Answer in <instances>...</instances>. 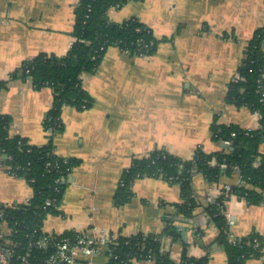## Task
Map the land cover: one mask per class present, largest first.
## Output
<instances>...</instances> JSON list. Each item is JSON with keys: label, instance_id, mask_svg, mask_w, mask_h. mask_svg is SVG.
<instances>
[{"label": "crops", "instance_id": "crops-1", "mask_svg": "<svg viewBox=\"0 0 264 264\" xmlns=\"http://www.w3.org/2000/svg\"><path fill=\"white\" fill-rule=\"evenodd\" d=\"M79 1L0 0V81L40 54L66 55L74 43ZM138 3L149 13L139 15L126 3V7L110 8L109 20L120 24L135 18L155 38L165 40L150 56L109 48L97 71L81 77L93 105L83 111L64 107L63 131L53 138L55 155L80 164L66 178L61 218L50 217L42 229L56 234L97 228L123 237L161 235L162 251L173 261L181 258L186 243L188 256H207V264H227L219 231L202 211L225 184L236 180L223 178L208 185L203 176L194 175L192 187L199 206L193 219L177 214L182 202L179 187L161 178L135 180L133 197L122 207L114 206L113 196L132 159L161 150L191 160L197 149L207 154L220 149L211 139L214 123L248 130L258 127V115L227 103L226 93L247 42L264 28V0ZM52 100L48 87L36 90L30 82L10 80L0 93V113L12 118L10 134L35 146L45 145L48 133L43 120ZM31 195L28 184L10 175L0 160V205H21ZM224 215L234 237L252 233L261 237L262 257L245 264H264V206H249L230 197ZM168 221L178 228L180 240L163 235Z\"/></svg>", "mask_w": 264, "mask_h": 264}, {"label": "trees", "instance_id": "trees-1", "mask_svg": "<svg viewBox=\"0 0 264 264\" xmlns=\"http://www.w3.org/2000/svg\"><path fill=\"white\" fill-rule=\"evenodd\" d=\"M131 0H80L75 8V22L72 31L74 43L66 55L55 57L40 54L25 61L9 76L0 81V93L7 88L10 80L30 82L39 90L48 87L52 90L53 100L47 111L43 128L48 133L45 145L35 146L20 136L10 134L12 118L0 113V160L8 173L23 179L32 190L29 204L2 206L4 221L14 229L15 222L41 226L49 214H60L54 207H45L48 199L62 200L65 181L71 171L78 167L77 159H63L55 155L53 138L63 131L61 112L64 107L77 111L88 110L93 100L83 89L81 77L94 74L109 48H118L129 55L150 56L158 40L150 28L131 18L122 23L111 22L108 10L116 5L119 8ZM264 28L257 29L244 49V57L236 70L234 78L227 86L226 102L236 108L245 107L258 114L256 129H243L237 125L212 124L211 139L220 144L214 153H204L197 149L191 160H182L165 151H152L144 157L132 159L130 167L123 171L113 196L115 207H122L133 197L131 184L142 178H161L178 185L181 204L177 214L184 219L196 217L198 202L194 196L192 179L200 174L208 185L217 184L221 179L239 183L229 185V191L221 194L203 208L202 215L216 226L218 240L223 247L227 264H245L247 260L261 258L263 241L256 234L242 238L234 237L224 215L225 203L230 197L244 200L249 206H264ZM234 133L235 136L231 137ZM231 145L224 147L223 141ZM226 168H221V164ZM47 164H50L47 166ZM56 180H59L56 183ZM178 228L168 221L163 235L180 240ZM200 233L196 231V235ZM22 235V230L20 231ZM146 245L144 252H137L131 244L125 248L131 256L141 254L142 258L151 256L152 264H207V256L194 258L187 255V244L181 258L176 262L162 251L161 235H142ZM232 239L233 241L229 242ZM195 242L202 244L200 238ZM122 255V254H121Z\"/></svg>", "mask_w": 264, "mask_h": 264}, {"label": "built area", "instance_id": "built-area-1", "mask_svg": "<svg viewBox=\"0 0 264 264\" xmlns=\"http://www.w3.org/2000/svg\"><path fill=\"white\" fill-rule=\"evenodd\" d=\"M112 8L119 9V5ZM234 136L235 134L232 133L231 137ZM222 145L227 148L231 145V141H223ZM220 167L224 169L226 165L223 163ZM58 181L56 180V183ZM235 183H239V179H236ZM223 188L229 191L230 187L225 185ZM27 204L29 199L21 205ZM44 206H52L60 210L61 201L55 198L48 199ZM3 217L4 212L0 209V264H152L153 262L151 256L144 259L139 254L146 249V245L141 241L142 236L123 237L97 228H91L83 233L56 234L43 231L42 225L34 226L24 222H15L14 226L20 229H14L4 221ZM227 225L230 228L228 220ZM231 241L233 240L230 239L229 242ZM131 244L139 252L138 255L131 256V253L125 250Z\"/></svg>", "mask_w": 264, "mask_h": 264}, {"label": "rangeland", "instance_id": "rangeland-1", "mask_svg": "<svg viewBox=\"0 0 264 264\" xmlns=\"http://www.w3.org/2000/svg\"><path fill=\"white\" fill-rule=\"evenodd\" d=\"M141 0H131L129 1V3H127L126 5L128 6H133V11L135 13H138L139 15H144L146 13H149L148 11L150 10L148 7H145L144 5H139L138 2H140ZM125 5V7H126ZM124 7V8H125ZM56 136V135H55ZM60 209H61V206H60ZM50 217H53V218H56V219H59L61 218V216L59 214H49L45 221L43 222L42 226L46 223V220H48Z\"/></svg>", "mask_w": 264, "mask_h": 264}, {"label": "water", "instance_id": "water-1", "mask_svg": "<svg viewBox=\"0 0 264 264\" xmlns=\"http://www.w3.org/2000/svg\"><path fill=\"white\" fill-rule=\"evenodd\" d=\"M183 229V228H182Z\"/></svg>", "mask_w": 264, "mask_h": 264}]
</instances>
